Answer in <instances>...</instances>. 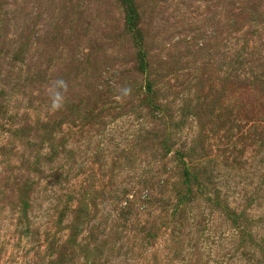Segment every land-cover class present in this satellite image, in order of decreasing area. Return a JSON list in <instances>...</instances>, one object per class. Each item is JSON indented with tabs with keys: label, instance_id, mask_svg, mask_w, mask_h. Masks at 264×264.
I'll return each instance as SVG.
<instances>
[{
	"label": "rangeland",
	"instance_id": "obj_1",
	"mask_svg": "<svg viewBox=\"0 0 264 264\" xmlns=\"http://www.w3.org/2000/svg\"><path fill=\"white\" fill-rule=\"evenodd\" d=\"M0 264H264V0H0Z\"/></svg>",
	"mask_w": 264,
	"mask_h": 264
},
{
	"label": "clouds",
	"instance_id": "obj_2",
	"mask_svg": "<svg viewBox=\"0 0 264 264\" xmlns=\"http://www.w3.org/2000/svg\"><path fill=\"white\" fill-rule=\"evenodd\" d=\"M57 84H58L60 87H62V88H66V87H67L66 82H64V81H62V80L57 81ZM123 92H124V94L126 95V94H128V93L130 92V89L125 88V89H123ZM60 99H61V97H60V95L57 93V95L55 96V98H54V100H53V105H52L54 109H58L59 107H61Z\"/></svg>",
	"mask_w": 264,
	"mask_h": 264
},
{
	"label": "trees",
	"instance_id": "obj_3",
	"mask_svg": "<svg viewBox=\"0 0 264 264\" xmlns=\"http://www.w3.org/2000/svg\"><path fill=\"white\" fill-rule=\"evenodd\" d=\"M203 187H204V185H203Z\"/></svg>",
	"mask_w": 264,
	"mask_h": 264
}]
</instances>
